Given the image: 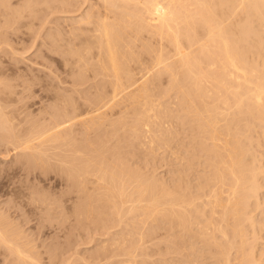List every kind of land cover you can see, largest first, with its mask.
I'll return each mask as SVG.
<instances>
[{
    "label": "rangeland",
    "instance_id": "1",
    "mask_svg": "<svg viewBox=\"0 0 264 264\" xmlns=\"http://www.w3.org/2000/svg\"><path fill=\"white\" fill-rule=\"evenodd\" d=\"M2 1H4V0H2ZM6 2H5L6 4L3 2L4 4L1 3V5H0V29L2 30V31L0 30V81H1L0 83H3V84H0L1 85L0 86V96H1L0 102L2 104V107L0 105V108L3 109L4 112H6L5 110H7L6 113H8V114H9V112L13 113L12 116H16V118H14V119H16V122L18 121L17 122L18 124L20 121L24 122V123H22L24 125H20V126H22L24 128L27 127L28 129L30 127L31 129H33L34 123L36 125H37V123H38V125L41 124V126H42L43 120L45 119L46 116L47 117H46V120H44L43 126L46 125L45 122L48 123V121H50V123H51V120H53V119H54L53 121L55 123H57V121H55V120H58L57 118L60 117L59 116L60 113L65 109L69 108L68 110L71 111V114L73 115L74 113L80 114V112H76V111H79L78 109H80L83 112H84V110L87 111L88 108H90V106H91L90 104L93 105V106H91L92 108H95L94 106H96L98 104L97 103V98H98L97 96L100 93H101L100 95L103 94L104 96L105 95L111 96V89H112L111 85H112V83L110 81V78H108L109 75H106V73L104 71H102V72L97 71L99 69L98 68L96 69V65L94 64L96 62V56H95L96 50H95V48L91 50L92 52H89L91 55L90 54L87 55V53L85 52L86 53L85 58L87 56L86 60L87 59L89 60V62L87 61L88 62L87 65L90 63V61H92L93 58L95 59L94 63L92 61L89 64L93 67L92 68L93 70L89 66L90 68L87 67L88 71L87 70L85 71L86 68H84V67H86L87 65L84 66L83 64H85L86 62L83 61L84 63L82 62L83 64H81L80 62L76 61V60H78L76 56L75 57L72 56V51L73 52H75V51L81 52L82 51L81 53L84 52L85 45L84 46L82 45L83 40H85V37L87 39V36L91 33V32H89L90 29L93 28L94 25L98 22L97 20L99 18H101L100 16L103 15L102 13L105 10L104 2L102 0H88V1L87 0H32V2L30 0L29 1L28 0H9V1L7 0ZM28 2H31V3L29 4ZM26 3H28L31 7L30 6L28 7V4H26ZM72 3H73V5H72ZM3 5H5V6H3ZM24 6H26V7L24 8ZM234 7L237 8V5L236 6L234 5ZM234 7H232V9H234ZM232 9H229V10H232ZM229 10H228V12H229ZM238 11L240 12L239 9H238ZM22 12H24V13H22ZM231 12L233 13V15L230 14ZM231 12L229 13L230 17H227V20L230 18H233L234 11H231ZM86 15H87V17H85ZM228 15H226V16H228ZM236 15H237V13H236ZM236 15H235L236 18L235 19L233 18L234 21L236 20L235 22L232 20L229 21L230 23L233 22V25H235L238 22L237 20L240 19V17H238V16L241 14L239 13L237 16ZM88 16H90L89 20H88ZM242 16H244V15H241V17ZM242 18H244V17H242ZM84 19L87 20L88 23H87V21H84ZM81 20H83V21H81ZM91 21H93V22H91ZM230 23L228 24V23L224 22V24H227V26L228 25L230 26ZM253 23L257 24L258 22L254 21ZM88 24L91 26H89ZM257 25L259 26V24H257ZM257 25H255V26H257ZM258 31L259 32L262 31V28H261V30L258 28ZM146 33L148 34V36H147V34H144V32H143L142 33V34H144V35H142L143 37L140 36L141 35L140 34L138 36L139 39L135 36L133 37L134 33H129L127 36H125V39L122 42V44H120V46L122 45L121 49H123V50L125 48L127 49L129 47L130 51H129V49H127V52L130 54L133 53L134 60H136V59L139 60V61L136 60V62L134 61V64H133V61L130 62L131 70H132L136 80L138 79L139 81L141 80L140 82H142V80L146 79V78L145 77L141 78V77L146 76L147 73L149 75V73H150V78L147 77V80L149 79L151 83L147 81L148 82L147 84H148V88L150 89V92L151 91L152 92L149 96L150 99L149 98L147 99V102H149V104L146 105V107H148L147 113L149 114V115L148 114L147 115L150 116L151 119H150V117H149L150 121H148L146 119L145 125H144V123H145V120H144L142 126H140L141 128H139L140 131L142 130L141 133L139 130H137V131H139L140 135H138V132L136 133V131H134L132 129V122H133L134 118H136V114L138 113V109H139V111L141 109H143V106H144L143 102H145V101H144V99H142L143 100V102H142L139 98H137L138 99V102H137V101H135L136 100V98H135L134 101L137 103V105L132 106L135 102H132L133 101L132 98L128 99V96H126L125 94L124 95L122 94V96L117 97V99H113L112 100L113 103H111V101H110L108 103V106L105 107V109L102 108L103 111L101 113V117L102 116L103 117H102V119L100 118V120L102 121V124H99L101 126L89 127V125H90L89 123L83 122L84 123L83 124L80 122V120H82L84 118L83 117V116H85L84 114L85 113L87 114V112H90L92 109L88 110L87 112H84V113L82 112L81 116H80V120H79V118L78 119L73 118V119H75V121L77 120L78 122H73L74 120H72V123H70L71 121L68 122V124H70V125L67 124V127H69V126L70 127L66 130H68L67 132L69 133L70 136H72L73 140H70V141L68 140L69 142L64 141V142H68L66 144H63L62 141H58L56 143L55 142L44 143L45 146H39L37 143L36 144L34 143L35 146L38 145L39 148L40 147H42V148H40L38 150V149H36L37 147L34 146L33 153L30 150H26L27 153L24 151L26 153L25 154L23 151H20V150L15 151L13 149V146L9 143L8 144L10 146L8 147V144L4 143L6 141L5 138L4 139L2 138V135L5 132H3L2 130L0 131V133L3 132L0 135L1 138L3 140H5V141H3L0 138L1 139V142H0V213H2L0 215V218L3 215V217H6V219H7V220H5V218H4V221H5L4 222L3 217H2L1 218L2 220L0 219V221H3V223H5V224H6V221L9 223L11 222L13 225L11 223L10 224L12 226H14V228L17 227V225L19 226V228L23 231L22 232L20 229L19 230L17 229L18 231L22 232V233L19 232L20 235H22V238L21 237L20 238L22 239L23 243L26 242L24 244L25 245L24 248H26V247L29 248L31 245H33V244L35 245V243L38 242V244L35 245V248H33V251H30V250H32L31 247H33V246H31L30 250H29L30 252H33L31 254H34V255L36 254L35 256L32 255V258H33V256L35 258H40L38 260L36 259L37 262L38 261L40 262L38 264H41V261L43 264H54V263L55 264H59V263L63 264V262L64 263L66 262L67 264H118V263L119 264H222L224 261L223 256L221 257V255H219L220 254L219 252H217V253L215 252V250L219 251V247H213V246L209 247L212 245V243H211L212 241L210 242L211 245H209V243L207 244V242L204 243L205 241H202L203 237H202V239H201V237L199 239V236H197L198 234L197 235L193 234V232L195 230L194 228H193V230H190V231L188 230L189 232L193 231L191 233V235L192 234L193 235L192 236H190V234H189V236L186 235L187 237L184 236V234H188V233L187 232L182 233L183 230H180V231H182L181 232L182 234H181L179 229H176V228L173 229V228L169 227V225H168L169 228H167V226L165 228L166 223L164 224V220L159 218V216H160V214H158V212H160L159 209L157 212L155 207H154V209L152 208V206H154L155 203L153 205V203L151 201L149 202L148 200H146V197H148V196H146V193L148 194V192H145V195H144V193H142L143 191H141L142 195H141V193L139 194V192L133 193L135 191V188H133L131 186H133V183H135L134 180L139 181L141 178H142L141 179L142 182L145 181V184H147L149 181H151L154 184H152L151 182H149V183H151L152 186H154V185L158 186L159 189H162V185L164 183L165 185H163V188H167L168 186H171L170 189L171 188L173 189V186H174V188L176 189L175 186L180 187V185H183L184 189H185V187H186V189H189L188 194H191L192 192H193L192 194H194V195L201 193L202 192L201 189H200L201 192L196 189V188L199 189V187H197V185L199 186V184H200L201 187L204 188V185L207 184L206 178L211 176V173L209 172L210 160L208 161V158L209 157L211 158V154L209 153L210 154V156H209V154H208L209 150L207 152L205 150V148L208 146L207 143H210L208 147H210V146L213 147L211 144H213L212 142H214L216 140V137L218 140L215 141V145L217 143L220 145V142H217V141H220V140L222 141L225 139L224 135L218 136L219 133L220 132L222 133V131H223V129L220 131L219 126L222 124L224 125L226 122L225 121L223 123L224 119H222L221 117L230 118V117H232L231 113H233L232 110H231V113H229L230 111H228V110H230V108L228 110L227 109L225 110V108L227 106L224 108V106L221 103L220 106H222L223 108L220 107V108H222V110L220 111V108H219L217 111H219V113H220V112H223L225 110L226 113L228 112L227 114H229V115H227L225 113H224V115L221 114L222 115L221 117H220V115H218V117H219L218 122H220L219 120H221V121L223 120L222 122H220L219 126H217L219 129L216 128V130H215L216 132H219V133H217L218 135H216V133H214V134L210 133L211 136L216 135V137L214 138L212 136L213 137L212 138V137L206 136V138H205V135H203V134H201V135H203L204 139L202 137H200V134H199L200 131H199V133H197V132H195V130L197 131V129H195L196 127L193 128L194 127V125H193L194 124L193 113L195 112V110L192 107H194V106L191 107L190 100L187 99L180 91H178L177 90L178 88L174 89V88H176V86L172 87V82L170 84V80L172 81V79L168 75L170 73L163 70V72L160 74L156 68H155V70H156V72H155L154 67H153V70H154V74H153L152 67H151V70L148 69V68H150V66H152L151 62L154 61L153 59H154L155 55H157V53L159 52L158 50H160L161 48L164 50V46H165L164 52H166V51L168 52L172 48L169 49L165 43H164L165 45L163 44L161 47V43L159 41L158 36H153L152 34H150L148 32H146ZM133 38H134L135 42L132 43L130 41H133ZM123 43L124 44L126 43V44L123 45ZM129 43H131V44L129 45ZM126 45L127 46L129 45V46L127 47ZM131 46H133L134 48ZM134 51L136 52L137 55L134 54L135 53ZM262 51L264 52V50H262ZM93 52H94V54H93ZM250 52L253 53V51H250ZM260 53H261V51L258 52L257 55H256V52L253 53L254 55L250 54V57L249 56H248L249 58L247 57V59L250 60V61L249 60L248 61L251 63V62H257L258 59H261L258 61V63H259L258 66H260V65L263 66V64H260V63L264 62V60H263L264 56H263V58L261 57L264 53L263 54L261 53L262 55ZM258 56H260V58H258ZM251 57H253L255 59V61H251L252 60ZM145 59H147L148 63ZM149 61H151V62H149ZM75 62H76V64H75ZM140 62H141V64H140ZM143 62H144V64L146 63L147 65L145 64L146 66L145 65L143 66ZM138 64H139V67H138ZM148 64H150V65L148 66ZM81 66L84 69H82ZM137 67H138V69H137ZM136 69H137V71H136ZM83 70L85 72H80ZM140 70H142V71H140ZM135 71H136V73H135ZM97 72H99V74ZM151 72H152V74H151ZM77 74L80 77L81 76L82 77L80 78ZM157 74H158V76L161 75V78L157 77L156 76ZM153 75L155 76V80H154V78L152 79V77H154ZM83 77H85V78H83ZM156 77L159 79H156ZM159 80H160V82H159ZM139 81H138V83H139ZM133 88H135V86ZM169 88H171L172 90ZM105 90L108 91L109 95H108L107 91H105ZM1 91H2V93H1ZM14 92L16 95H14ZM176 92H179V93H176ZM180 93L182 95H180ZM63 95H65V96H63ZM56 96L58 98H56ZM181 97H184L183 101L186 103L182 104V101H181L182 98ZM108 98H110V97H107V99ZM58 99L59 100L61 99V100L59 101ZM62 100L64 103L62 102ZM65 100L68 101L70 104L67 103ZM71 100L73 101V104L76 103V105L79 106L80 108L79 107L77 108V106H75V109L76 108L77 109L73 110L72 108L74 107V105H72ZM95 100H96L95 103H97V104L94 103ZM162 100H164V101H162ZM125 101H127V102H125ZM209 101H210L209 104H213V100H208V102ZM65 102L68 104V108L64 107V109H63V105L67 106ZM77 102H79V103H77ZM196 102H197V100H196ZM198 102H199V99H198ZM198 102H197V104H198ZM6 103H8L9 106ZM156 103H157V105H156ZM187 103H188V105H190L189 108L191 107L190 110H189V108L187 110L184 109V108L188 107ZM112 104H113V106H112ZM139 104H142V108H141V105H139ZM71 106H73V107H71ZM138 106H140V107H138ZM134 107H135V109H134ZM149 107H152V109H150ZM198 107H200L199 104H198ZM4 108H6V109H4ZM70 109H72L73 111ZM148 110L150 113L148 112ZM184 110L186 111V113L187 112L189 113L192 110H194V111H192L191 114H189L192 116V118L188 115V113L186 114ZM65 112H67V110L64 111V114L66 115ZM72 112H74V113H72ZM133 112L134 113L136 112V113L134 114ZM17 113L18 114L20 113L21 119H22V117L24 119V120L22 119L23 121L19 120L20 117L16 115ZM69 113H68V115L70 116ZM61 114H63V113H61ZM89 114H91V113H89ZM89 114L87 116H92L95 114V112H92V115H89ZM102 114H104V115H102ZM194 114H196V113H194ZM68 115H66V116L68 117ZM105 115L106 116L108 115V116L106 117ZM27 116L29 117L28 118L29 122L26 119ZM66 116H63V118L62 117L61 118L65 119L64 117H66ZM145 116H146V114H145ZM145 116H144V119L148 118ZM75 117H76V114H75ZM10 118H11V115H10ZM33 118H34V121H33ZM61 118L59 120H61ZM85 118H87V117H85ZM177 118H179V119H177ZM227 118L225 120H227ZM48 119H50V120H48ZM96 120H99V119H96ZM242 120H241L243 122L242 124H244L245 120L243 118H242ZM40 121H42V123H40ZM147 121L149 122V124ZM50 123H48V124H50ZM75 123H76V125H75ZM156 123H157V125H156ZM161 123H163V124H161ZM257 123H258L257 121L256 122L253 121V125H255V127H252L250 129L251 132L249 131V133L246 134V137L249 136V140L247 139L248 142H247V140H245V141L250 146V144H249V142L251 143L250 139H253L252 145L249 148H254V149H251V151L252 150L258 151V152L256 151V153H258V155H256V153H255V155L257 157H259L260 159H262L261 161H259V158H258V162H259L258 164H260L261 162L264 163V160H263L264 159V157H263L264 156V138H263L264 135L261 134V133H263V131L261 130L262 131L261 132L259 130L261 128L259 127V125H257ZM29 124L30 125L32 124V125L30 126ZM48 124H47V126H48ZM86 124H89V125H86ZM216 125H218V124H216ZM216 125H214V126L216 127ZM130 126H131V128H130ZM148 126H150V127H148ZM22 127H19V128L21 129ZM98 127H101V128H98ZM257 127H259V129ZM24 128H22V130H21L22 132L26 131V128L23 131ZM91 129H93V130H91ZM122 129H124V130H122ZM166 129H169V130H166ZM214 129L215 128L212 129L213 132H214ZM66 130L64 132H62V133H64V135L68 134L66 132ZM148 130H150V131L148 132ZM212 130H211V132H212ZM217 130H219V131H217ZM11 131H13V130H11ZM11 131L8 130L6 132L7 135H9V132L11 134ZM122 131H124V132H122ZM155 131H157V132H155ZM158 132H159V134H158ZM160 132H161V134H160ZM74 134H76V135H74ZM148 134H149V136H148ZM153 134H155L156 136ZM195 134L196 135L199 134V136L196 137ZM257 134H260V135L258 136ZM70 136H69V138H70ZM119 136H120V138H118ZM144 136H145V138H144ZM76 137H77V139H75ZM218 137L219 138L221 137L223 139H221V138L219 139ZM243 137L244 136H241L240 138H243ZM158 138H159V140H158ZM209 138H211L212 142ZM226 138H228L227 140H229V138H232V137H226ZM140 139H142V140H140ZM195 139H198V140H195ZM205 139H207V140H205ZM243 139H246V138L244 137ZM105 140H106V142H105ZM71 141H73L72 142L73 146L71 144ZM100 141H102L101 144L106 143L105 145L104 144L102 145V147L105 146V148L102 149V147L100 145ZM93 142H95V143H93ZM166 142H167V144H166ZM225 142H223V143H225ZM91 143H92V145H91ZM203 143H205V145H203ZM80 145H81V147H80ZM106 145H107V147H106ZM201 145H203L204 147ZM257 145H260V147ZM96 146H99V149L100 148L101 149L99 150L98 147L96 148ZM108 146H109V149H108ZM211 147H210V149H212ZM44 148H46V149L44 150ZM79 148H80V150H79ZM6 149L11 154H9V152ZM9 149L10 150L12 149V150L10 151ZM35 149L38 150L39 152L36 151ZM92 149H94V150H92ZM121 149H123V150H121ZM152 149H153V151H152ZM207 149H209V148H207ZM60 150H62V151H60ZM63 150H64V152H63ZM81 150H83V151H81ZM96 150H99L100 152H98ZM17 151H18V153H16ZM43 151L46 153H44ZM66 151L67 152L69 151V152L66 153ZM29 152H31V153H29ZM42 152H43V154H42ZM93 152H95V153H93ZM22 153H23V156L21 155ZM82 153H84V154H82ZM91 153H92V156H95L97 154L95 157H93L94 159L93 158L91 159V157H92ZM259 153H261V154H259ZM39 155L41 156V158L39 157ZM43 155H44V157L45 156L46 157L44 158ZM50 155H51V157H50ZM53 155H54V157H53ZM83 155H85V157ZM103 155H105V156H103ZM184 155H185V157H184ZM79 156L83 160L85 158H87L84 161H88L89 165H91L90 167H92L93 164H94V166L96 165L97 169H95V170H97L100 174L97 173V176H95V177H98V175H100L99 177H101V174L105 171V169H106V172L108 171V169L112 170L113 167L116 168L117 164H118V166H117L118 168H120V169L122 168L123 170L125 169L124 172L127 173V171H129L127 174H130V172L133 174H136V175H134L135 178L131 177V179H130L132 181V179L134 178L133 183H131V181L129 183L132 185L125 187V188L129 187L128 189H130V187H131V189L133 190L132 194H135V196H136V197L134 196V198H136L137 200L140 199L143 201V202H140L141 203L140 204L139 201L137 203V200H134V201H136L135 209H137L139 207V209H137V210H135V209L133 211L131 210L134 213L136 211L135 214L132 213L131 211L128 212L129 207L132 205V204L131 205L129 204L130 202L128 203L125 201L128 204V206L124 205L123 207H120V208L125 209V211H123L122 209L121 210L127 215L126 216L125 214L123 215V212H121V211H120V213H122V214L119 215L118 214L119 211L116 208L115 209L118 211V213L114 214L113 210H115V209H112V206H110L111 207L110 208L106 204H105L106 208L107 207L108 208L105 209V205L101 202V200H99L100 202L98 201L100 203L99 204V203L95 202L94 199L91 200L90 198H88L86 200H90L89 201V203H91L90 206L93 208L91 210H90V208L87 209V210H90V212L88 211V213L85 209L86 213H84V215H82L83 216V218L81 217L82 219L81 218L79 219L78 215H77L78 217L75 216L76 211H75L74 206L77 207L78 204H76V203L78 201L77 199H79V196H76L77 192L72 189V184H70L72 182H70L69 180L67 181L68 177H66L67 176L66 175L67 170L65 167H67V165L69 163L68 159L69 160H71L72 158L77 159V157H79ZM22 157H24V158H22ZM25 157L27 158V160ZM30 157H32V158H30ZM33 157H35V159ZM82 157H84V158H82ZM96 157L98 158L97 159L98 161L96 160ZM64 158H66L67 160H65ZM30 159H31V161H30ZM106 159L108 160V162L109 161L110 162L108 163ZM113 159L115 160V162H113L114 161ZM120 159H122V160H120ZM52 160H54V162H52ZM57 160H58V162H57ZM90 160H92V161H90ZM116 160L118 162L119 161L120 162L118 163ZM34 161H35V164H34ZM55 161L57 163H55ZM94 161H96V162L94 163ZM102 161H103V163H102ZM121 161H122V163H121ZM36 162H37V164H36ZM40 162L41 163L43 162L42 165H40L41 164ZM86 163L87 162H85V164ZM104 163L105 164L107 163L106 165H108V166H105ZM110 163H113V164H110ZM126 163H128V164H126ZM263 163H261L263 165V167H261V168L264 169ZM119 164H120V166H119ZM61 165H64V166H62V168H61ZM86 165H88V164H86ZM109 165H110V167H109ZM41 166H43V167H41ZM104 166L107 168H105ZM128 167H130V168H128ZM210 167H211V165H210ZM56 168H58V169H56ZM102 168L104 169V171L102 170ZM108 172H110V171H108ZM35 174H36V176H35ZM127 174H124V175H126V176H124V177H126L125 181L127 180L126 185L128 184V181H129L127 179V177H128ZM206 174L207 175L210 174V176L209 175L206 176ZM64 175H66V176H64ZM141 175H143V176H141ZM203 176L205 178H203ZM261 176L264 177L263 174ZM90 177L93 178L91 175H90ZM107 177H108V173H107ZM91 178L89 179V181L91 180ZM152 178H153L154 182H153ZM261 178L262 177L259 176V179H260L259 183L264 184V178H262V179ZM156 179H157V181H156ZM204 179H205L206 183H205ZM208 180H209V178H208ZM89 181H87V183L91 182V181L90 182ZM109 181H110V179H109ZM109 181H107L108 184L110 183ZM174 182L176 183V185H174L175 184ZM184 182L186 183V185L184 184ZM102 183H103V186L105 187V188L103 187L104 189L109 187V186H107L108 184H106L107 187L105 186L104 181ZM195 183L197 185H195ZM201 183H204V184H201ZM90 184L89 185L87 184L88 186L86 185V187L88 188L89 186H91L92 188H88V189L86 188L85 189L86 191L88 190L89 192L84 191L83 197L81 194V198H80L81 201L84 199V196H87V195H92L93 198L96 197V193L94 191H92L93 184L92 183H90ZM136 184H137V182H136ZM263 184L261 186H263ZM110 185H112V184H110ZM166 185H167V187H165ZM193 185H194V188H193ZM209 185H211V184H207L205 186L207 188V190H209V188H210V187L209 188L207 187ZM183 186H182V189H183ZM190 186H192V187H190ZM212 186H213V184H212ZM135 187H136V185H135ZM187 187H189V188H187ZM110 188H112V187H110ZM110 188H107L106 190L108 191V189H110ZM263 188H260V190H261V191L259 190L260 196L258 197L261 199V200L260 199H258V200L261 201L260 205H262V206H264L263 205L264 201H262V200H264V189ZM90 189L92 192L90 191ZM128 189L126 191H128ZM179 189H181V188H178L176 190L182 191V189L181 190H179ZM194 189H196V190H194ZM93 190H95V189H93ZM136 190H137V188H136ZM190 190H191V192H190ZM204 190H203V192H206V195L210 194V193H208L209 191H204ZM103 191L105 192V190H103ZM128 192H126V194L124 196H126ZM210 192H211V189H210ZM202 194H201V196L204 197L203 195L205 193L203 195ZM93 195H95V196H93ZM137 195H139V196H137ZM142 196H143V198H145L144 199L145 202L143 199H141ZM124 200H125V198H124ZM132 201H133V199H132ZM146 202H149V203H147L148 205L151 203L150 206L151 205L152 206L151 207L148 206L146 204ZM252 202L254 203V200ZM85 203H88V201H86ZM119 204H118V206H120ZM137 204H140V205L137 206ZM103 205H104V207H103ZM254 205H256V202L253 205L251 203V206L253 208L256 207V206L254 207ZM53 206H54V208H53ZM146 206H148L149 209L150 208L153 209V211H151L152 213H150V211L148 210V208ZM262 206L260 207V209L258 207L255 208V209L258 208L257 210L253 209L254 215H256L255 220L258 221V223L261 220L260 226H262V222L264 221V219H263L264 218L263 217L264 216V212H263L264 208ZM62 207H64V208H62ZM142 207L145 208V210L146 209L147 210L143 211L144 209L142 210L141 209ZM252 207H250L251 211H253ZM50 208H51V210H50ZM111 210H112V213L110 212ZM65 211H66V213H65ZM93 211H95V212H93ZM139 211H140V213H139ZM148 211H149L150 215H148ZM101 212L104 213V216ZM126 212H128L129 215ZM145 213H147V214H145ZM153 213L156 215H153ZM262 213H263V215H262ZM100 214L103 217H101ZM140 214H142L144 217ZM59 216H61V217H59ZM105 217L107 218V220ZM148 217L151 219H149ZM154 217H155V219H154ZM59 218H61V220ZM77 218L79 221L80 220L82 221L81 222L82 225H79L80 223H78ZM142 218L146 219L147 221L146 220L143 221ZM52 220H53V222H52ZM153 220H155V221H153ZM140 221H141V223H140ZM157 221H158V223H157L158 225L156 224ZM0 223H2V222H0ZM9 223H7L8 225L6 224L7 227L4 224L6 229L5 228L2 229V230H4L3 232H5L7 235L11 234V235H9V236H11L9 238L10 240L7 239L8 237L6 239L9 240L10 242H12L14 245L20 244L19 242L18 243L15 242L17 237L19 236L18 235L19 233L16 230V228H15V230L17 232L14 231L15 233L12 232V233L8 234L6 232L7 228H8V230H9V228H12L11 226L8 227L10 225ZM135 224H137V225H135ZM0 225H2V224H0ZM4 225H2V227L1 226L0 227L3 228ZM41 226H43V227H41ZM260 226L257 227L258 228L257 232L260 231L259 230L261 228ZM263 226H264V224H263ZM263 226H262V228H263ZM14 228H12V230ZM262 228H261V230H263ZM167 229L169 232L167 231ZM249 229L251 230V227L248 228V230H247V231H249L248 234L251 233V234H249L251 237L254 234L256 237H258L256 235L257 233L250 232ZM172 230H174V232H172ZM9 231H11V229ZM175 231L179 232V234H181V235L179 236L178 233H176ZM251 231H253V230H251ZM195 232H196V230H195ZM263 232L264 231L258 232V234L260 233L259 237H258L259 239H256L255 237L250 238V240L254 238V240H256L255 243L257 242L255 245L253 243V248H255V246H256V251L254 253H256L257 258L259 257L260 259H258L259 263L256 261L257 263L254 262L255 264H264V237H262L264 235H261V233L263 234ZM16 233H18V234H16ZM172 233H175L177 235L175 236V234L173 235ZM140 235H141V237H140ZM182 235L184 236L183 237L184 239L181 237ZM194 235L198 239L197 238L195 239ZM4 236H5V234H4ZM177 236L182 238V240H181L182 243H183V241H186L184 243V245L187 244L186 247H184V245L180 244L181 241H179V240L181 238H179ZM13 237H16V238L13 239ZM24 237L27 240H25ZM173 237H174V239L177 237L178 239L177 238L176 239L178 241L175 240V242H173L174 241ZM190 237H192V238L194 237V239L197 241L192 240ZM20 238H19V240H20ZM30 239H31V242L33 244H30ZM134 239H135V241H134ZM218 239H220L221 241L223 240L221 238H218ZM250 240H249L247 247L250 246V243H251ZM254 240H251V241L254 242ZM2 241L0 242V244L2 243ZM28 241H29L30 246H28V244H27ZM176 241H177V245L180 244V245H178L179 247L176 245ZM191 241L194 242V244ZM206 241H210V240H206ZM20 242H21V240H20ZM190 243H192L194 245L193 248H195V249H193V248L191 249L192 244H190ZM213 244H214V246H218L215 243H213ZM4 245H5V243L3 244V246ZM189 245H191V247H189ZM0 246H1L0 247L1 248L0 249V264H21L22 262L20 260L22 259V257H23L22 261L24 262L23 264L35 263V261H34L35 259H33V261H34L33 263L29 262V261H31L29 259V257H31L30 255H29V257H28V255H26L27 258L29 259L28 260L25 258L26 256L21 257L19 255V253H17V252H11V254L8 253L7 250L9 247L7 248L6 245H5V247L7 249L6 250L7 252H5V250H3V252H2V245H0ZM168 246L171 250H169V248H167ZM170 246L171 247L173 246V248H175V250L173 248H171ZM68 247H70V248H68ZM100 250H101V252H100ZM233 251H231V254H232V256H231L232 261L231 262H233L231 264H237L238 262L236 263V261H235V259L237 260V258H235V256L237 254L235 253V250H233ZM4 252L7 254L3 255ZM12 253H14L13 256L18 254L17 256L19 258L21 257V259H18L17 256H15L16 260L12 259L13 258V256L11 257ZM25 253H29V252L26 251ZM53 253H54V256H52L53 259H55L54 258L55 253L57 254L56 260L51 261L50 260L51 256L49 258H48V256L51 254L53 255ZM237 257H238V255H237ZM220 258L222 259V263H221ZM24 259H26V261ZM61 259L62 260L64 259V261H62ZM53 261H56V262H53ZM67 261H69V262H67Z\"/></svg>",
    "mask_w": 264,
    "mask_h": 264
},
{
    "label": "bare ground",
    "instance_id": "2",
    "mask_svg": "<svg viewBox=\"0 0 264 264\" xmlns=\"http://www.w3.org/2000/svg\"><path fill=\"white\" fill-rule=\"evenodd\" d=\"M2 1V0H1ZM0 1V5L1 3H5L7 0H4L1 2ZM9 1V0H8ZM29 1V0H28ZM32 2V0H30ZM88 1V0H87ZM104 2V12L102 13L103 15L100 16L101 18H99L97 21V23L94 25L93 28L90 29L89 32H91L88 36H87V39L85 37V40H83V43L82 45L84 47V54L81 53L80 51H75L73 52L72 51V56L73 57H77L78 60H75L80 62L81 64H83L84 62H86L85 64H83L84 66L87 65V63L89 62V60L86 56L85 58V54L87 53L90 54L89 52H92L91 50L95 48V56H96V62L94 63V56L92 57V61L93 63L96 65V69L98 68L99 70L97 71H104L106 73V75H109L108 78H110V81L112 83V89H111V96L109 95L108 91V95H98L97 97V103L96 100L94 101L95 104H97L96 106H94L95 108H92L91 106H93L92 104H90V108H88V110H91L90 112H87L84 110V112H87V114L85 113L82 118V120H80V116H81V113L83 111H81L80 109H78L79 111H76V112H80V114H77V113H74L73 115L71 114V111H69L68 109V104L69 103L68 101H66V105L67 106H64L63 105V109L64 107L68 108V109H65L67 110L66 115H68V113L70 114V116L68 115V117L64 114V111L63 110L61 113H60V117H58L57 119L58 120H55L57 121V123H55L53 120H51V123L50 119H48V124L47 122L45 126L44 125V120H46V117L45 119L43 120V124L41 126V124L37 125L34 123L33 125V129H31L29 127V129L27 127L26 128V131L24 127L20 126V125H24L22 123L24 122H19V124L16 122V116H12L13 113L9 112V114L11 115V118H10V115L7 112V110H5L6 112L3 111V109L0 108V131L2 130L3 132V135H2V138L5 140H3L0 136V138L5 141L4 143L6 144H11L13 146V149L16 151V150H20V151H25L26 150H30L32 151L33 153V148H34V143L38 144L39 146H45L44 143H53V142H58V141H62L63 144H66L68 143L70 140H73L72 139V136L69 135V133L67 132L69 127H67V124L68 122L72 123V120H74L73 122H78L77 120L75 121V119H78L80 120L81 123L83 122H87L89 124H86V125H89V127H97V126H101L99 124H102V121L100 120V118L102 119L101 117V113H102V108L105 109L106 106H108V103L113 99H117V97L119 96H122V94L128 96V99L132 98V102H135L137 101L138 102V99L139 98L142 102L144 99L145 102L144 103V106H143V109H141L139 111L138 109V113L136 114V118H134L133 122H132V129L134 131H136V133L138 132V135H140L141 131L139 128H141L140 126H142L144 120H145V123L144 125L146 124V119L148 121H150L151 117L148 116L149 114L147 113V109L148 107H146V105L149 104V102H147V99L149 98L150 99V89L148 88V82H150V80L148 79L147 80V77L150 78V73L146 76H143L141 78H146V79H143L142 82H140L138 79L136 80L132 70H131V64L130 62L133 61V64H134V61L136 62V60H134V56H133V53H128L127 52V49H129V45L131 43H129V45L127 46L128 48L126 49H121L122 45L120 46V44H122V42L124 41L125 39V36H127L129 33H134L133 37H137L140 35H144V34H147L146 32L152 34L153 36H158L159 37V41L161 43V47L162 45L165 43L166 46H168L169 50L168 52H164L165 51V46H164V50L161 48L160 50H158L157 52V55H155L154 57V61L151 62L152 66H150V68H148L149 70H151V67H152V70H153V67H154V70L155 68L158 70V72L161 74L164 71L170 73L168 74L170 76V78L172 79V81L170 80V84L172 82V87H175L174 89H177L178 91H180L187 99L190 100V103H191V107L194 108L196 114L193 113V120H194V127L195 129H197V131L195 130V132L199 133L200 131V137H203V135H205V138L206 136L208 137H216V135H218L217 133L219 132H216V128H218L217 126H219L220 122H222L221 120H219L220 122H218V115H220V117L222 115L227 114L226 113V109L228 110L230 108V111L229 113H231V110L233 113L232 114V117L230 118H223L221 117L222 119H224L223 123L225 122V124L223 125H220V131L223 129L222 133L220 132L218 136H221V135H224V138L227 140L228 138L226 137H232V138H229V140H222L223 143L221 140L220 141H217V142H220V145L217 143L215 145V141L218 140L217 137H216V140L214 142H212L211 138H209L211 140V142L214 144H211L213 147H211L212 149H210L209 144L210 143H207V147L205 148V150L208 152V154L210 153L211 154V158L209 157L208 158V161L210 160V165H209V172L211 173V176L210 174H208L210 177L209 180L208 178H206V181H207V184H211L209 186H207L209 188V190H207V188L205 187L206 185H204V188L201 187V185L199 184V186L195 183V185H197L198 188H196L197 190L200 191L201 189V193H198V194H188V190L189 189H184V186L183 185H180L179 186H175L176 189L178 188H181L182 189V186H183V189L182 191H178L174 188L173 186V189L170 187L171 186H168L167 185L165 187L167 188H163V185H165L163 183L162 185V189H159L158 186H152V183H148L145 184V181L142 182V178L138 181L134 180L135 183H133V179L135 178L134 175L136 174H133L130 172V174H127L129 171L124 172V170L122 171L120 168H118V164L115 167H113L112 170H109L110 172H106V169L104 171V167L105 166H108L104 163V167L102 168V171L101 173V177H99L100 175H98V177H95L97 176V173L100 174L97 170V167L96 165L94 166V164L92 165V167H90L91 165H89V162L88 161H84L83 159L79 157L76 158H72L71 160L68 159L69 163L67 165L66 170H67V176L68 179L67 181L69 180L70 184H72V189L75 190L77 193H76V196H79V199H77V207H75V211H76V215L75 216H79V219L84 215V213H88V211L90 212V210L93 208L90 206L91 203H89L90 200H86L88 198H90L91 200H95V202L99 203L101 200V202L107 206H112V209H117L118 211L115 209L113 210L114 214L115 213H118L119 215H121L123 211H125V209L123 208H120V207H123L124 205L128 206V204L126 202H130L129 205V209H128V212H130L131 210L133 211L135 209V203L136 201L134 200H137L136 198H134L135 194H132V189L131 187L135 188V192H139V194L141 193V191H143L142 193H144L145 195V192H148V194L146 193V200H148L149 202L151 201L154 205L152 206V208L154 209V207L156 208L157 212H158V209L160 212H158V214H160L159 218H161L162 220H164V224L166 223L165 225V228L167 226V228L171 227V228H176V229H179L180 230H183L180 231V233H185L187 232L188 234H184V236H192L193 234L199 236V239L201 237H203L202 241H205L204 243L207 242V244L209 243V245H212L209 246V247H219V251H216L215 252H219L221 255V257L223 256V263L224 264H231L233 262L232 261V254H231V251L235 250V253L238 255L235 256V258H237V260L235 259L236 263L237 264H255V263H259L258 259H260L259 257L257 258V254L254 253L256 251V246L255 248H253V243L254 245L257 243H255L256 240L251 239V240H254L251 241L250 238L252 237H255L256 239H259V234L258 232H262L264 231V226H263V222H262V226H260V223H261V220L260 222L258 223V221L255 220V216L254 215V210H257L258 208L260 209V207L262 205H260L261 201H259L258 198L260 195V188H263L264 187V184L263 186H261L262 184L259 183V176L264 178L263 176H261L262 174L264 175V169L261 168L263 167V165L261 163L258 164V158L256 155H258V153H256L257 150H252L251 149H254V148H249L251 145H252V140L253 139H250L251 143L249 142L250 146L247 144L248 140H249V136L246 137V134L249 133V131L251 132V128L252 127H255V125H253V121H257V125H259V127L261 129H259V127H257L260 131L262 130L263 134L264 135V62L263 63H260V64H263L258 66L259 63L258 61L261 60V59H258L257 62H249L250 60L247 59V57L249 56L250 57V54H253L256 52V55L258 52L261 51V53L263 52L262 50H264L263 46H264V0H102ZM24 2V1H23ZM31 2H28L29 4ZM3 3V4H4ZM7 3V2H6ZM5 3V4H6ZM10 3V2H9ZM26 3V4H28ZM23 4V3H22ZM28 4V7L30 6ZM33 4V3H32ZM73 5V3H72ZM234 5L236 6L237 5V8L240 10V12L238 11V9L236 7H234ZM5 6V5H3ZM7 6V5H6ZM234 7V9H232V7ZM241 6V7H240ZM26 6H24L25 8ZM31 7V6H30ZM33 7V6H32ZM231 7V8H230ZM4 8V7H3ZM75 9V8H74ZM229 9H232V10H229ZM18 10V9H17ZM98 10V9H97ZM229 10V12H228ZM21 11V10H20ZM231 11H234V16L233 18L235 19V15L237 13V15L240 13L241 15H244L241 17V15H239L238 17H240L239 20H237L238 22L233 25V22L230 23L229 21H234L233 18H230L227 20V17H230V14L233 15V13ZM231 12V13H230ZM239 12V13H238ZM24 13V12H22ZM99 13V12H98ZM230 13V14H229ZM89 14V13H88ZM229 14V15H228ZM22 15V14H21ZM228 15V16H226ZM236 15V16H237ZM10 16V15H9ZM87 17V15L85 16ZM90 16H88V20L90 19L89 18ZM99 17V16H98ZM232 17V16H231ZM17 18V17H16ZM22 18V17H21ZM81 19V18H80ZM225 19V20H224ZM8 20V19H7ZM14 21V20H13ZM83 21V20H81ZM84 21H87L84 19ZM236 21V20H235ZM234 21V22H235ZM258 22L257 24H259V26L256 24V23H253V22ZM6 22V21H5ZM93 22V21H91ZM225 23H230V26L227 24H224ZM88 23V21H87ZM93 24V23H92ZM257 26H255V25ZM75 25V24H74ZM73 25V26H74ZM89 25V24H88ZM91 26V25H89ZM262 28V31H258V28L261 30ZM1 30V29H0ZM76 30V29H75ZM89 30V29H88ZM2 31V30H1ZM84 31V30H83ZM74 32V31H73ZM144 32V34H142ZM77 33V32H76ZM86 33V32H85ZM149 34V35H150ZM86 35V34H85ZM80 36V35H79ZM131 36V35H130ZM148 36V34H147ZM81 37V36H80ZM143 37V36H142ZM141 37V38H142ZM157 37V38H158ZM152 38V37H151ZM155 38V37H154ZM139 39V38H138ZM136 40V39H135ZM79 41V40H78ZM127 41V40H126ZM141 41V40H140ZM82 42V41H81ZM130 42H135L134 41V38H133V41H130ZM127 43V42H126ZM125 43V44H126ZM137 43V42H136ZM155 43V42H154ZM123 43V45H125ZM164 44V45H165ZM134 45V44H133ZM70 46V45H69ZM81 46V45H80ZM144 46V45H143ZM142 46V47H143ZM124 47V46H123ZM133 47V46H131ZM148 47V46H147ZM67 48V47H66ZM74 48V47H73ZM76 48V47H75ZM134 48V47H133ZM138 48V47H137ZM145 48V47H144ZM153 48V47H152ZM132 49V48H131ZM75 50V49H74ZM80 50V49H79ZM126 50V51H125ZM139 50V49H138ZM151 50V49H150ZM153 50V49H152ZM130 51V49H129ZM133 51V50H132ZM149 51V50H148ZM154 51V50H153ZM250 51H253L250 52ZM70 52V51H69ZM86 52V53H85ZM135 52V51H134ZM250 52V53H249ZM260 53V54H261ZM264 53V52H263ZM262 53V54H263ZM69 54V53H68ZM94 54V52H93ZM136 54V52L134 53ZM139 54V53H138ZM156 54V53H155ZM249 54V55H248ZM261 54V55H262ZM91 55V54H90ZM137 55V54H136ZM142 55V54H141ZM254 55V54H253ZM252 55V56H253ZM255 55V56H256ZM67 56V55H66ZM69 56V55H68ZM264 54L261 56L263 58ZM140 57V56H139ZM248 57V58H249ZM152 58V57H151ZM252 60L251 61H255V59L253 57H251ZM250 58V59H251ZM257 58V57H256ZM258 58H260V56H258ZM141 59V58H140ZM86 60V61H85ZM147 61V59H145ZM249 60V61H248ZM257 60V59H256ZM264 60V59H263ZM262 60V61H263ZM67 61V60H66ZM69 61V60H68ZM84 61V62H83ZM88 61V62H87ZM90 61V63L92 62ZM139 61V60H137ZM141 61V60H140ZM83 62V63H82ZM69 63V62H68ZM89 63V64H90ZM139 63V62H138ZM148 63V61H147ZM76 64V62H75ZM74 64V65H75ZM87 65L85 69V71L91 67V69L93 68L91 65ZM141 64V62H140ZM146 64V63H145ZM144 62H143V66L145 65ZM68 65V64H67ZM82 65V66H83ZM93 65V64H92ZM147 65V64H146ZM145 65V66H146ZM150 64H148L149 66ZM79 66V65H78ZM81 66L82 69H84L83 67ZM90 66V67H89ZM147 66V67H148ZM71 67V66H70ZM80 67V66H79ZM88 67V68H87ZM135 67V66H134ZM138 67H139V64H138ZM137 67V69H138ZM141 68V67H140ZM95 69V70H96ZM136 69V71H137ZM77 70V69H76ZM93 70V69H92ZM91 70V71H92ZM154 70H153V74H154ZM84 70L83 71H80V72H85ZM88 71V70H87ZM135 71V73H136ZM142 71V70H140ZM148 71V70H147ZM139 72V71H138ZM146 72V71H145ZM150 72V71H149ZM156 72V70H155ZM74 73V72H73ZM89 73V72H88ZM99 74V72H97ZM104 73V74H105ZM143 73V72H142ZM152 74V72H151ZM159 74V75H160ZM78 75V74H77ZM82 75V74H81ZM142 75V74H141ZM79 76V75H78ZM85 76V75H84ZM104 76V75H103ZM137 76V75H136ZM152 76V75H151ZM154 76V75H153ZM157 77H160L161 78V75L158 76V74L156 75ZM80 77V76H79ZM82 77V76H81ZM80 77V78H81ZM86 77V76H85ZM83 77V78H85ZM156 79H159L157 78ZM166 77V76H165ZM88 78V77H87ZM99 78V77H98ZM97 78V79H98ZM140 78V79H141ZM154 78L155 80V76L152 77V79ZM101 79V78H100ZM103 79V78H102ZM151 79V80H152ZM78 80V79H77ZM85 80V79H84ZM139 81V83H138ZM148 81V82H147ZM153 81V80H152ZM1 82V81H0ZM82 82V81H81ZM157 82V81H156ZM160 82V80H159ZM32 83V82H31ZM35 83V82H34ZM106 83V82H105ZM110 83V84H111ZM151 83V82H150ZM0 84H3V83H0ZM80 85V84H79ZM1 86V85H0ZM135 86V88H133ZM171 86V85H170ZM151 87V86H150ZM9 88V87H8ZM133 88V89H132ZM5 89V88H4ZM108 89V88H107ZM110 89V88H109ZM163 89V88H162ZM171 89V88H169ZM172 90V89H171ZM27 91V90H26ZM104 91V90H103ZM23 92V91H22ZM102 92V91H101ZM2 93V91H1ZM104 93V92H103ZM176 93H179V92H176ZM180 93V95H182ZM6 95V94H5ZM14 95L15 92H14ZM22 95V94H21ZM93 95V94H92ZM8 96V95H7ZM65 96V95H63ZM80 96V95H79ZM1 97V96H0ZM4 97V96H3ZM21 97V96H20ZM62 97V96H61ZM71 97V96H70ZM74 97V96H73ZM107 97H110L107 99ZM152 97V96H151ZM9 98V97H8ZM18 98V97H17ZM56 98H58L56 96ZM124 98V97H123ZM126 98V97H125ZM136 98V100L134 101V99ZM182 98V104L183 103H186L184 102L183 98L184 97H181ZM20 99V98H19ZM18 99V100H19ZM62 99V98H61ZM60 99V100H61ZM65 99V98H64ZM71 99V98H70ZM75 99V98H74ZM89 99V98H88ZM87 99V100H88ZM94 99V98H93ZM96 99V98H95ZM166 99V98H165ZM198 99H199V102H198ZM8 100V99H7ZM21 100V99H20ZM59 100V99H58ZM59 100V101H60ZM122 100V99H121ZM199 104L200 107H198V104ZM208 100H213V104H209L210 101L208 102ZM72 101V100H71ZM86 101V100H85ZM140 101V102H141ZM149 101V100H148ZM155 101V100H154ZM158 101V100H157ZM161 101V100H160ZM164 101V100H162ZM188 101V100H187ZM28 102V101H27ZM63 102V100H62ZM123 102V101H122ZM127 102V101H125ZM64 103V102H63ZM73 106L72 109L74 110L75 109V104H73V101L71 102ZM79 103V102H77ZM90 103V102H89ZM110 103V104H111ZM136 103V102H135ZM133 104L132 106H136V104ZM142 103V104H143ZM161 103V102H160ZM189 103V102H188ZM187 103V105H188ZM189 103V104H190ZM220 103V104H219ZM222 103V105L224 106L225 108V112H220L217 111L220 107ZM8 104V103H6ZM70 104V103H69ZM94 104V105H95ZM142 104H139L141 105V108H142ZM201 104V105H200ZM0 105L2 107V104L0 102ZM20 105V104H19ZM155 105V104H154ZM157 105V103H156ZM160 105V104H159ZM168 105V104H167ZM175 105V104H174ZM185 105V104H184ZM183 105V106H184ZM9 106V104H8ZM18 106V105H17ZM28 106V105H27ZM56 106V105H55ZM113 106V104H112ZM128 106V105H127ZM190 105H188L187 108H184V109H188ZM79 106H77L78 108ZM140 107V106H138ZM160 107V106H159ZM165 107V106H164ZM170 107V106H169ZM190 107V108H191ZM7 108V107H6ZM4 108V109H6ZM57 108V107H56ZM76 108V109H77ZM80 108V107H79ZM113 108V107H112ZM137 108V107H136ZM150 109H152V107H149ZM158 108V107H157ZM189 108V110H190ZM223 108V107H222ZM222 108H220V111L222 110ZM21 109V108H20ZM70 109V110H72ZM75 109V110H76ZM82 109V108H81ZM84 109V108H83ZM107 109V108H106ZM128 109V108H127ZM135 109V107H134ZM149 109V110H150ZM154 109V108H153ZM165 109V108H164ZM169 109V108H168ZM10 110V109H9ZM72 110V111H73ZM148 110V112H149ZM161 110V109H160ZM166 110V109H165ZM188 110V111H189ZM192 110V111H194ZM30 111V110H29ZM28 111V112H29ZM46 111V110H45ZM69 111V112H68ZM125 111V110H124ZM134 111V110H133ZM185 111V110H184ZM191 112H187L188 115L192 113ZM20 112V111H19ZM83 112V113H84ZM92 112H95L94 115H92ZM127 112V111H126ZM174 112V111H173ZM56 113V112H55ZM59 113V112H58ZM91 113V114H89ZM104 113V112H103ZM134 113V112H133ZM136 113V112H135ZM134 113V114H135ZM150 113V112H149ZM181 113V112H180ZM186 113V111H185ZM186 113V114H187ZM24 114V113H23ZM37 114V113H36ZM75 114H76V117H75ZM92 115V116H87V115ZM126 114V113H125ZM146 114V116H145ZM148 114V115H147ZM222 114V115H221ZM17 116L20 117L19 120H22L21 119V116H20V113L16 114ZM29 115V114H28ZM33 115V114H32ZM44 115V114H43ZM46 115V114H45ZM49 115V114H48ZM66 116L64 117L65 119H62L63 116ZM104 115V114H102ZM130 115V114H129ZM229 115V114H227ZM23 116V115H22ZM106 116V115H105ZM108 116V115H107ZM106 116V117H107ZM132 116V115H131ZM144 116L145 117H148V118H145L144 119ZM191 118L192 116L189 115ZM188 116V117H189ZM34 117V116H33ZM39 117V116H38ZM44 117V116H43ZM42 117V118H43ZM54 117V116H53ZM62 117V118H61ZM87 117V118H85ZM121 117V116H120ZM150 117V119H149ZM187 117V116H186ZM18 118V117H17ZM25 118V117H24ZM28 116H27V121H28ZM31 118V117H30ZM61 118V120H59ZM75 118V119H73ZM110 118V117H109ZM158 118V117H157ZM160 118V117H159ZM227 118V120H225ZM242 118L245 120L244 121V124H242L243 120ZM25 119V120H26ZM96 119H99V120H96ZM108 119V118H107ZM111 119V118H110ZM119 119V118H118ZM127 119V118H126ZM167 119V118H166ZM179 119V118H177ZM24 120V119H23ZM22 120V121H23ZM38 120V119H37ZM40 120V119H39ZM109 120V119H108ZM130 120V119H129ZM154 120V119H153ZM163 120V119H162ZM165 120V119H164ZM242 120V121H241ZM33 121H34V118H33ZM59 121V122H58ZM121 121V120H120ZM128 121V120H127ZM147 121V122H148ZM29 122V121H28ZM27 122V123H28ZM104 122V121H103ZM112 122V121H111ZM110 122V123H111ZM218 122V123H217ZM21 123V124H20ZM40 123H42V121H40ZM105 123V122H104ZM152 123V122H151ZM185 123V122H184ZM48 124V126H47ZM84 124V123H83ZM82 124V125H83ZM114 124V123H113ZM129 124V123H128ZM131 124V123H130ZM149 124V122H148ZM147 124V125H148ZM163 124V123H161ZM218 124V125H216ZM19 125V126H18ZM30 125V124H29ZM32 125V124H31ZM30 125V126H31ZM70 125V124H68ZM76 125V123H75ZM81 125V126H82ZM104 125V124H103ZM102 125V126H103ZM157 125V123H156ZM159 125V124H158ZM216 125V127L214 126ZM18 126V127H17ZM222 126V127H221ZM243 126V127H242ZM19 127H22L24 128L22 132V128L20 129ZM86 127V126H85ZM150 127V126H148ZM147 127V128H148ZM65 128V129H64ZM75 128V127H74ZM98 128H101V127H98ZM103 128V127H102ZM105 128V127H104ZM114 128V127H113ZM120 128V127H119ZM125 128V127H124ZM131 128V126H130ZM146 128V127H145ZM213 128L214 129V132H213ZM76 129V128H75ZM80 129V128H79ZM96 129V128H95ZM94 129V130H95ZM129 129V128H128ZM143 129V128H142ZM152 129V128H151ZM161 129V128H160ZM219 129V128H218ZM256 129V128H255ZM11 131V134L9 132V135H7V131ZM29 130V131H28ZM62 130V131H61ZM66 130V132L68 134H65L62 133ZM93 130V129H91ZM124 130V129H122ZM139 130V131H137ZM166 130H169V129H166ZM193 130V131H194ZM212 130V132H211ZM257 130V129H256ZM101 131V130H100ZM150 130H148L149 132ZM219 131V130H217ZM254 131V130H253ZM258 131V130H257ZM261 131V132H262ZM13 132V133H12ZM65 132V133H66ZM70 132V131H69ZM110 132V131H109ZM124 132V131H122ZM121 132V133H122ZM152 132V131H151ZM157 132V131H155ZM176 132V131H175ZM194 132V133H195ZM0 133V135H1ZM79 133V132H78ZM127 133V132H126ZM135 133V132H134ZM135 133V134H136ZM145 133V132H144ZM164 133V132H163ZM168 133V132H167ZM174 133V132H173ZM214 134L216 133V135H212L211 134ZM105 134V133H104ZM118 134V133H117ZM156 134V133H155ZM153 134V135H155ZM159 134V132H158ZM161 134V132H160ZM165 134V133H164ZM199 134H195L196 137L199 136ZM203 134V135H201ZM207 134V135H206ZM7 135V136H6ZM76 135V134H74ZM114 135V134H113ZM210 135V136H209ZM258 136L260 134H257ZM6 136V137H5ZM70 136V138H69ZM82 136V135H81ZM93 136V135H92ZM95 136V135H94ZM107 136V135H106ZM116 136V135H115ZM136 136V135H135ZM149 136V134H148ZM156 136V135H155ZM159 136V135H158ZM165 136V135H164ZM226 136V137H225ZM241 136H244L246 139H243V138H240ZM88 137V136H87ZM90 137V136H89ZM212 137V138H213ZM263 137V136H262ZM84 138V137H83ZM95 138V137H94ZM120 138V136L118 137ZM145 138V136H144ZM164 138V137H163ZM170 138V137H169ZM201 138V139H202ZM219 138V137H218ZM221 138V137H220ZM219 138V139H220ZM257 138V137H256ZM261 138V137H260ZM264 138V137H263ZM262 138V139H263ZM1 139H0V142H1ZM77 139V137L75 138ZM86 139V138H85ZM88 139V138H87ZM90 139V138H89ZM110 139V138H109ZM112 139V138H111ZM139 139V138H138ZM173 139V138H172ZM200 139V138H199ZM223 139V138H221ZM231 139V140H230ZM248 139V140H247ZM69 140V141H68ZM80 140V139H79ZM136 140V139H135ZM142 140V139H140ZM144 140V139H143ZM147 140V139H146ZM159 140V138H158ZM195 140H198V139H195ZM207 140V139H205ZM209 140V141H210ZM244 140V141H243ZM247 140V142L245 141ZM2 141V142H3ZM64 141H68V142H64ZM99 141V140H98ZM97 141V142H98ZM119 141V140H118ZM137 141V140H136ZM161 141V140H160ZM167 141V140H166ZM193 141V140H192ZM202 141V140H201ZM208 141V142H209ZM255 141V140H254ZM73 141H71V144H72ZM90 142V141H89ZM102 141H100V145L102 147V145L104 144H101ZM106 142V140H105ZM123 142V141H122ZM198 142V141H197ZM203 142V141H202ZM205 142V141H204ZM246 144H245V143ZM95 143V142H93ZM110 143V142H109ZM112 143V142H111ZM222 143V144H221ZM255 143V142H254ZM259 143V142H258ZM8 144V147L10 146ZM42 144V145H41ZM62 144V145H63ZM99 144V143H98ZM106 144V143H105ZM104 144V145H105ZM114 144V143H113ZM117 144V143H116ZM122 144V143H121ZM147 144V143H146ZM157 144V143H156ZM155 144V145H156ZM159 144V143H158ZM167 144V142H166ZM198 144V143H197ZM202 144V143H201ZM260 144V143H259ZM35 146L37 147L36 149H40L42 147L39 148V146ZM92 145V143H91ZM134 145V144H133ZM143 145V144H142ZM151 145V144H150ZM171 145V144H170ZM203 145H205V143H203ZM201 145V146H203ZM7 146V145H6ZM59 146V145H58ZM73 146V144H72ZM112 146V145H111ZM135 146V145H134ZM193 146V145H192ZM199 146V145H198ZM260 147V145H257ZM7 147V148H8ZM81 147V145H80ZM98 147L99 149V146H96V148ZM107 147V145H106ZM137 147V146H136ZM150 147V146H149ZM204 147V146H203ZM202 147V148H203ZM95 148V147H94ZM105 148V146L102 147V149ZM209 148V149H207ZM256 148V147H255ZM32 149V150H31ZM35 149V150H36ZM46 148H44L45 150ZM59 149V148H58ZM65 149V148H64ZM69 149V148H68ZM101 149V148H100ZM99 149V150H100ZM108 149H109V146H108ZM149 149V148H148ZM193 149V148H192ZM7 150V149H6ZM10 150V149H9ZM12 150V149H11ZM10 150V151H11ZM36 150V151H38ZM51 150V149H50ZM57 150V149H56ZM67 150V149H66ZM74 150V149H73ZM80 150V148H79ZM84 150V149H83ZM81 150V151H83ZM94 150V149H92ZM91 150V151H92ZM99 150H96L98 152H100ZM111 150V149H110ZM119 150V149H118ZM123 150V149H121ZM189 150V149H188ZM203 150V149H202ZM8 151V150H7ZM14 151V152H15ZM19 151V152H20ZM62 151V150H60ZM78 151V150H77ZM104 151V150H103ZM108 151V150H107ZM116 151V150H115ZM153 151V149H152ZM151 151V152H152ZM194 151V150H193ZM198 151V150H197ZM9 152V151H8ZM13 152V151H12ZM24 152V153H25ZM39 152V151H38ZM44 152V151H43ZM42 152V154H43ZM64 152V150H63ZM69 152V151H68ZM66 151V153H68ZM85 152V151H84ZM119 152V151H118ZM196 152V151H195ZM204 152V151H203ZM206 152V153H207ZM258 152V151H257ZM18 153V151L16 152ZM27 153V152H26ZM25 153V154H26ZM31 153V152H29ZM41 153V152H40ZM46 153V152H44ZM74 153V152H73ZM77 153V152H76ZM95 153V152H93ZM102 153V152H101ZM108 153V152H107ZM106 153V154H107ZM122 153V152H121ZM189 153V152H188ZM256 153V155H255ZM9 154H11L9 152ZM39 154V153H38ZM56 154V153H55ZM75 154V153H74ZM84 154V153H82ZM105 154V153H104ZM110 154V153H109ZM123 154V153H122ZM196 154V153H195ZM209 154V156H210ZM261 154V153H259ZM23 156V153L21 154ZM34 155V154H33ZM32 155V156H33ZM41 155V154H40ZM39 155V157L41 158V156ZM45 155V154H44ZM43 155V157H44ZM57 155V154H56ZM76 155V154H75ZM89 155V154H88ZM87 155V156H88ZM97 155V154H96ZM95 155V156H96ZM101 155V154H100ZM99 155V156H100ZM108 155V154H107ZM113 155V154H112ZM115 155V154H114ZM193 155V154H192ZM200 155V154H199ZM263 155V154H262ZM26 156V155H25ZM31 156V155H30ZM35 156V155H34ZM37 156V155H36ZM70 156V155H69ZM82 156V155H81ZM85 157V155H83ZM91 156H92V153H91ZM95 156H92L91 159ZM105 156V155H103ZM190 156V155H189ZM198 156V155H197ZM46 157V156H45ZM44 157V158H45ZM51 157V155H50ZM54 157V155H53ZM56 157V156H55ZM82 157V158H84ZM107 157V156H106ZM185 157V155H184ZM199 157V156H198ZM264 157V156H263ZM24 158V157H22ZM26 158V157H25ZM29 158V157H28ZM32 158V157H30ZM35 159V157H33ZM37 158V157H36ZM58 158V157H57ZM102 158V157H101ZM115 158V157H114ZM117 158V157H116ZM189 158V157H188ZM192 158V157H191ZM194 158V157H193ZM202 158V157H201ZM48 159V158H47ZM53 159V158H52ZM65 160H67L66 158H64ZM90 159V158H89ZM94 159V158H93ZM98 158L96 157V160ZM199 159V158H198ZM197 159V160H198ZM25 160V159H24ZM27 160V158H26ZM33 160V159H32ZM49 160V159H48ZM60 160V159H59ZM100 160V159H99ZM104 160V159H103ZM107 160V159H106ZM105 160V161H106ZM114 160V159H113ZM119 160V159H118ZM122 160V159H120ZM187 160V159H186ZM185 160V161H186ZM262 159L259 158V161H261ZM264 160V159H263ZM31 161V159H30ZM29 161V162H30ZM39 161V160H38ZM92 161V160H90ZM98 161V160H97ZM117 161V160H116ZM195 161V160H194ZM200 161V160H199ZM205 161V160H204ZM207 161V162H208ZM47 162V161H46ZM52 162H54V160H52ZM58 162V160H57ZM55 161V163H57ZM60 162V161H59ZM85 162H87L86 165ZM96 161H94L95 163ZM108 162V160H107ZM110 162V161H109ZM108 162V163H109ZM115 162V160L113 161ZM118 162V161H117ZM120 162V161H119ZM118 162V163H119ZM124 162V161H123ZM206 162V163H207ZM41 163V162H40ZM43 163V162H42ZM42 163L40 165H42ZM45 163V162H44ZM49 163V162H48ZM103 163V161H102ZM122 163V161H121ZM191 163V162H190ZM29 164V163H28ZM34 164H35V161H34ZM37 164V162H36ZM60 164V163H59ZM110 164H113V163H110ZM124 164V163H123ZM122 164V165H123ZM128 164V163H126ZM130 164V163H129ZM183 164V163H182ZM264 164V163H263ZM53 165V164H52ZM100 165V164H99ZM262 165V166H261ZM20 166V165H19ZM39 166V165H38ZM46 166V165H45ZM62 166L64 165H61V168ZM94 166V167H93ZM120 166V164H119ZM125 166V165H124ZM43 167V166H41ZM56 167V166H55ZM54 167V168H55ZM110 167V165H109ZM11 168V167H10ZM26 168V167H25ZM34 168V167H33ZM36 168V167H35ZM45 168V167H44ZM47 168V167H46ZM60 168V169H61ZM107 168V167H105ZM126 168V167H125ZM130 168V167H128ZM132 168V167H131ZM32 169V168H31ZM42 169V168H41ZM58 169V168H56ZM263 169V170H262ZM140 170V169H139ZM207 170V169H206ZM263 172H262V171ZM100 171V170H99ZM134 172V171H133ZM137 172V171H136ZM135 172V173H136ZM262 172V173H261ZM107 173H108V177H107ZM139 173V172H138ZM141 173V172H140ZM48 174V173H47ZM62 174V173H61ZM64 174V173H63ZM124 174H127V179L129 180L128 181V184L126 185L127 183V180L125 181V178ZM133 174V175H132ZM204 174V173H203ZM261 174V175H260ZM45 175V174H44ZM90 175L93 177L91 178ZM184 175V174H183ZM206 174V176H208ZM36 176V174H35ZM143 176V175H141ZM153 176V175H152ZM156 176V175H155ZM190 176V175H189ZM95 177V178H94ZM131 177H134L132 179V181L130 180ZM140 177V176H139ZM154 177V176H153ZM177 177V176H176ZM183 177V176H182ZM91 178V182L89 181V179ZM108 178V179H107ZM137 178V177H136ZM144 178V177H143ZM150 178V177H149ZM158 178V177H157ZM198 178V177H197ZM200 178V177H199ZM203 178H205L203 176ZM202 178V179H203ZM261 178V179H262ZM110 179V181H109ZM201 179V178H200ZM153 180V178H152ZM187 180V179H186ZM87 181H89L90 183L93 184V190L95 193H96V197L93 198L92 195H87V196H84V199L81 201V194H82V197H83V194H84V191H86L85 189L87 188L86 185L90 184V183H87ZM105 183V186L106 184H108L107 181H109L110 183L107 185L109 187L107 188H110L108 189V191L106 189H104L105 187L103 186V182ZM131 181V183H133V186H131L132 184H129ZM157 181V179H156ZM202 181V180H201ZM205 181V179H204ZM205 181V183H206ZM262 181V180H261ZM260 181V182H261ZM87 184H86V183ZM101 182V183H100ZM137 182V184H136ZM143 184H142V183ZM154 182V180H153ZM178 182V181H177ZM182 182V181H181ZM210 182V183H209ZM158 183V182H157ZM167 183V182H166ZM175 183V182H174ZM193 183V182H192ZM198 183V182H197ZM112 184V185H110ZM151 184V185H150ZM179 184V183H178ZM181 184V183H180ZM184 184L186 185V183L184 182ZM201 184H204V183H201ZM213 184V186H212ZM261 184V185H260ZM87 185V186H88ZM91 185V184H90ZM136 185V187H135ZM176 185V183L174 184ZM188 185V184H187ZM74 186V187H73ZM92 186V185H91ZM91 186H89L88 188H92ZM126 186H131L130 189L128 188H125ZM138 186V187H137ZM160 186V185H159ZM203 186V185H202ZM33 187V186H32ZM104 187V188H103ZM157 187V188H156ZM192 187V186H190ZM196 187V186H195ZM213 187V188H212ZM11 188V187H10ZM75 188V189H74ZM87 188V189H88ZM137 188V190H136ZM189 188V187H187ZM193 188H194V185H193ZM105 190V192L103 190ZM128 189V191H126ZM175 189V190H174ZM179 189V190H181ZM194 189V190H196ZM204 191H209L208 193H210L209 195H206V192H203ZM210 189H211V192H210ZM264 189V188H263ZM11 190V189H10ZM192 190V189H191ZM190 190V192H191ZM260 190V191H259ZM74 191V192H75ZM88 191V190H87ZM86 191V192H87ZM91 191V189H90ZM91 191V192H92ZM187 193H186V192ZM198 191V192H199ZM36 192V191H35ZM73 192V193H74ZM89 192V191H88ZM127 193V197L124 196L125 194ZM189 192V193H190ZM69 193V192H68ZM94 193V194H95ZM141 193V195H142ZM196 193V192H195ZM204 195H203V194ZM207 193V194H208ZM37 194V193H36ZM91 194V193H90ZM98 194V195H97ZM137 194V193H136ZM201 194L204 196L202 197ZM44 195V194H43ZM119 195V196H118ZM206 195V196H205ZM36 196V195H35ZM41 196V195H40ZM95 196V195H93ZM124 196V197H123ZM139 196V195H137ZM136 197V196H135ZM32 198V197H31ZM41 198V197H40ZM121 198V199H120ZM125 198V200H124ZM138 198V197H137ZM42 199V198H41ZM40 199V200H41ZM63 199V198H62ZM66 199V198H65ZM103 199V200H102ZM119 199V200H118ZM133 199V201H132ZM141 199H145L143 198V196L141 197ZM70 200V199H69ZM76 200V199H75ZM254 200V203L252 202ZM261 200V199H260ZM43 201V200H42ZM53 201V200H52ZM86 201H88V203H85ZM99 201V202H98ZM126 201V202H125ZM140 202H143L142 200L138 199L137 200V203ZM264 201V200H262ZM63 202V201H62ZM133 202V203H132ZM145 202V200H144ZM149 202H146L149 203ZM256 202V205H254V207H258L257 209L253 208L251 206V203L252 205L255 204ZM40 203V202H39ZM94 203V202H93ZM101 203V204H102ZM120 203V204H119ZM125 203V204H124ZM42 204V203H41ZM95 204V203H94ZM100 204V203H99ZM118 204L120 206H118ZM123 204V205H122ZM141 204V203H140ZM140 204H137L140 205ZM151 204V203H150ZM150 204L148 206H150ZM263 204V203H262ZM46 205V204H45ZM52 205V204H51ZM55 205V204H54ZM57 205V204H56ZM64 205V204H63ZM66 205V204H65ZM88 205V206H87ZM103 205V207H104ZM106 205H105V209L106 208ZM260 205V206H259ZM264 205V204H263ZM98 206V205H97ZM125 206V207H126ZM143 206V205H142ZM148 206H146L148 208ZM150 206V207H151ZM40 207V206H39ZM44 207V206H43ZM102 207V206H101ZM124 207V208H125ZM252 207V210L251 211V208ZM264 208V206H262ZM36 208V207H35ZM54 208V206H53ZM64 208V207H62ZM90 210H87L89 209ZM98 208V207H97ZM111 208V207H110ZM137 208V207H136ZM152 208H148V210L150 211V213H152L151 211H153ZM56 209V208H55ZM86 209V211H85ZM123 211H122V210ZM139 209V207L137 208ZM135 209V210H137ZM143 211H146L145 208H141ZM37 210V209H36ZM51 210V208H50ZM64 210V209H63ZM104 210V209H103ZM102 210V211H103ZM56 211V210H55ZM60 211V210H59ZM85 211V212H84ZM101 211V210H100ZM117 211V212H116ZM131 211V212H132ZM148 211V215H150ZM4 212V211H3ZM6 212V211H5ZM39 212V211H38ZM48 212V211H47ZM51 212V211H50ZM74 212V211H73ZM95 212V211H93ZM92 212V213H93ZM112 213V210L110 211ZM126 212V213H128ZM156 212V213H157ZM252 212V213H251ZM264 212V211H263ZM66 213V211H65ZM75 213V212H74ZM104 216V213L101 212ZM106 213V212H105ZM134 213V212H132ZM136 213V211H135ZM134 213V214H135ZM140 213V211H139ZM2 213H0L1 215ZM41 214V213H40ZM61 214V213H60ZM117 214V215H118ZM125 213L123 212V215ZM144 214V213H143ZM147 214V213H145ZM101 215V214H100ZM109 215V214H108ZM116 215V216H117ZM126 215V214H125ZM129 215V213H128ZM142 215V214H140ZM153 215H156L153 213ZM263 215V213H262ZM72 216V215H71ZM70 216V217H71ZM77 216V217H78ZM86 216V215H85ZM84 216V217H85ZM93 216V215H92ZM98 216V215H97ZM96 216V217H97ZM101 215V217H103ZM115 216V217H116ZM127 216V215H126ZM143 216V215H142ZM141 216V217H142ZM146 216V215H145ZM3 217V215L1 216V218ZM61 217V216H59ZM88 217V216H87ZM91 217V216H90ZM100 217V218H101ZM113 217V216H112ZM133 217V216H132ZM144 217V216H143ZM150 217V216H149ZM148 217V218H149ZM158 217V216H157ZM264 217V216H263ZM0 218V219H1ZM4 218L5 220L6 217H3V221H4ZM81 218V219H82ZM93 218V217H92ZM91 218V219H92ZM106 218V217H105ZM61 220V218H59ZM74 219V218H73ZM121 219V218H120ZM119 219V220H120ZM143 219V218H142ZM151 219V218H149ZM153 219V218H152ZM155 219V217H154ZM262 219V218H261ZM264 219V218H263ZM2 220V219H1ZM107 220V218H106ZM122 220V219H121ZM120 220V221H121ZM125 220V219H124ZM146 220V219H143V221ZM161 220V221H162ZM3 221H0L2 223V225H4L5 223H3ZM59 221V220H58ZM77 221L78 223H80L79 225H82V221L78 220L77 218ZM87 221V220H86ZM90 221V220H89ZM123 221V220H122ZM121 221V222H122ZM147 221V220H146ZM155 221V220H153ZM160 221V222H161ZM5 222V221H4ZM53 222V220H52ZM94 222V221H93ZM124 222V221H123ZM9 223L6 221V224ZM11 223V222H10ZM9 223V224H10ZM141 223V221H140ZM158 223V221L156 222V224ZM5 224V225H6ZM12 224V223H11ZM9 225L8 227H12L14 228V226L12 225ZM75 224V223H74ZM97 224V223H96ZM147 224V223H146ZM2 225H0L2 227ZM5 225L3 228L0 227V242L2 241V243L0 245H2V252L3 250H5V252L8 251V253L11 254V252H17L19 253V255L22 257V256H26L29 255L31 257H29V259L31 261L29 262H34L33 264H38L40 263L39 261L37 262L38 259L40 258H35L34 254H31L33 252H30V251H33V248H35V245L38 244L35 243V245L31 242V239H30V244H33L31 246L29 245V241L27 242L28 246H30L32 248V250H30V247L29 248H24L25 247V243H23L22 241V235H20V233H22L23 231L19 228V226L17 225L16 230L20 229L21 231H18V234L19 236L17 237V239L20 240L18 241L16 239L15 242H19L20 244H13L12 242H10L9 238L11 236V234L9 233H15L17 232L15 230V228L12 230V228H9V230L11 229V231L8 230L7 228V233L9 235H7L5 232H3L5 228ZM8 225V224H7ZM6 225V227H7ZM16 225V224H15ZM137 225V224H135ZM158 225V224H157ZM169 225V227H168ZM76 226V225H75ZM142 226V225H141ZM260 226L263 230H261V228L259 229L260 231L257 232V227ZM43 227V226H41ZM159 227V226H158ZM161 227V226H160ZM251 227V231L250 229V232H254V233H257L256 235L258 237L254 235H252V237L249 235L251 233L248 234L249 231L248 228ZM45 228V227H44ZM54 228V227H53ZM137 228V227H136ZM139 228V227H138ZM143 228V227H142ZM170 228V229H171ZM193 228L196 230H194L193 234L191 235L192 232H189L190 230H193ZM6 229V228H5ZM169 229V230H170ZM83 230V229H82ZM160 230V229H159ZM185 230V231H184ZM189 230V231H188ZM9 231V232H8ZM15 231V232H14ZM129 231V230H128ZM136 231V230H135ZM166 231V230H165ZM168 231V229H167ZM169 232V231H168ZM172 232H174V230H172ZM176 233H178V235L180 236L181 234H179V232L175 231ZM129 233V232H128ZM135 233V232H134ZM5 234V236H4ZM130 234V233H129ZM166 234V233H165ZM168 234V233H167ZM171 234V233H170ZM173 235L175 233H172ZM138 235V234H137ZM177 234H175L176 236ZM194 235V236H195ZM249 237H248V236ZM261 235H264V232L263 234L261 233ZM15 236V235H14ZM17 236V235H16ZM166 236V235H165ZM171 236V235H170ZM174 236V237H175ZM177 236V237H179ZM183 235L181 236L182 238L184 237ZM186 236V237H187ZM8 237V238H7ZM26 237V236H25ZM24 237V239H25ZM136 237V236H135ZM141 237V235H140ZM173 237V239H174ZM176 237V238H177ZM179 237V238H181ZM249 239H248V238ZM264 237V236H262ZM9 240H7V239ZM16 238V237H13V239ZM70 238V237H69ZM174 239L173 242H175V240L177 239ZM182 238L179 240L181 241ZM192 240H195L197 237L195 236V239L194 237H190ZM218 238H221L223 239L222 241ZM2 239V240H1ZM29 239V238H28ZM167 239V238H166ZM184 239V238H183ZM188 239V238H187ZM198 239V238H197ZM210 240V241H206V240ZM27 240V239H25ZM24 240V241H25ZM189 240V239H188ZM249 240H250V246L247 247L248 243H249ZM14 241V240H13ZM68 241V240H67ZM135 241V239H134ZM137 241V240H136ZM169 241V240H168ZM178 241V240H177ZM177 241H176V245H177ZM197 241V240H195ZM212 241V242H211ZM214 241V242H213ZM258 241V240H257ZM34 242V241H33ZM164 242V241H163ZM186 241H181L180 244L184 245ZM188 242V241H187ZM190 242V241H189ZM192 242V241H191ZM211 242V243H210ZM5 243V245L7 246L8 250L6 249L5 245L3 246V244ZM194 244V242H192ZM190 243V244H192ZM215 243L216 245L218 246H214ZM13 246H12V245ZM68 244V243H67ZM166 244V243H165ZM178 244V245H180ZM192 244V247L191 245H189V247H191V249L193 248V245ZM252 244V245H251ZM177 245V246H178ZM41 246V245H40ZM186 245H184V247H186ZM208 246V245H207ZM1 247V246H0ZM5 249H4V248ZM171 247V246H170ZM179 247V246H178ZM181 247V246H180ZM65 248V247H64ZM70 248V247H68ZM169 248V246L167 247ZM173 248V246L171 247ZM183 248V247H182ZM1 249V248H0ZM25 249V250H24ZM50 249V248H49ZM103 249V248H102ZM175 250V248H173ZM177 249V248H176ZM179 249V248H178ZM184 249V248H183ZM195 249V248H193ZM212 249V248H211ZM217 249V248H216ZM7 250V251H6ZM30 250V251H29ZM104 250V249H103ZM169 250H171L169 248ZM218 250V249H217ZM29 252V253H25V252ZM3 253L4 254H7V253ZM56 252V251H55ZM58 252V251H57ZM101 252V250H100ZM106 252V251H105ZM173 252V251H172ZM195 252V251H194ZM234 252V251H233ZM52 253V252H51ZM14 253H12L11 257L13 256ZM16 254V253H15ZM48 254V253H47ZM190 254V253H189ZM2 255V256H3ZM18 255V254H17ZM17 255H14L12 259H15V256ZM32 255L33 258H32ZM56 253H55V259H53L52 256H54V253L53 255H49L48 258L51 256V261L52 260H56ZM166 255V254H165ZM218 255V256H219ZM41 256V255H40ZM9 257V256H8ZM18 257V256H17ZM21 257L18 259H21ZM58 257V256H57ZM74 257V256H73ZM188 257V256H187ZM26 259L27 256L25 257ZM17 259V260H18ZM26 259H24L26 261ZM28 259V260H29ZM33 259H35L33 261ZM37 259V260H36ZM73 259V258H72ZM221 259V258H220ZM23 260V257L22 259L20 260L23 264L24 262L22 261ZM62 260V259H61ZM70 260V259H69ZM85 260V259H84ZM41 261V260H40ZM64 261V259L62 260ZM61 261V262H62ZM66 261V260H65ZM71 261V260H70ZM234 261V260H233ZM257 261V262H256ZM53 262H56V261H53ZM58 262V261H57ZM69 262V261H67ZM126 262V261H125ZM255 262V263H254ZM20 263V262H19ZM130 263V262H129ZM198 263V262H197ZM221 263H222V259H221ZM222 263V264H223ZM27 264V263H26ZM31 264V263H29ZM41 264L42 261H41ZM55 264V263H54ZM60 264V263H59ZM63 264H67L66 262ZM119 264V263H118Z\"/></svg>",
    "mask_w": 264,
    "mask_h": 264
}]
</instances>
